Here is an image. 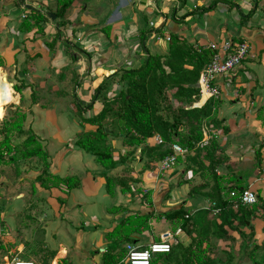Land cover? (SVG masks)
<instances>
[{
	"label": "crops",
	"instance_id": "obj_1",
	"mask_svg": "<svg viewBox=\"0 0 264 264\" xmlns=\"http://www.w3.org/2000/svg\"><path fill=\"white\" fill-rule=\"evenodd\" d=\"M176 36L196 52L225 40L248 45L240 65L215 78L220 95L208 101L217 129L204 137L203 129L202 140L172 170L158 169L157 177L169 172L173 188L159 189L160 181L149 179L145 170L137 185L148 188L147 201L141 203L144 195L134 197L124 180L131 191L122 193L117 177L109 194L103 176L109 170L75 144L87 130L77 116H95V105L99 113L105 103L101 95L111 100L120 91V74L139 67L148 55H165ZM0 57L1 85H10L6 92L25 115L23 132L15 134L21 143L25 130L32 131L50 174L40 184L37 177L43 173L33 167L17 177L2 172L11 161L0 166V264L16 259L103 264L107 237L124 218L152 215L148 228L121 244L124 250L127 245L145 248L164 231L173 232L159 230L166 225L164 213L210 200L218 186L224 195L227 187L237 186L264 200V0H72L64 14L58 0H0ZM99 85L100 94L95 93ZM205 102L202 98L190 108ZM112 144L121 153L128 150L122 140ZM208 148L214 153L213 170ZM51 177H73L77 185L68 190Z\"/></svg>",
	"mask_w": 264,
	"mask_h": 264
},
{
	"label": "trees",
	"instance_id": "obj_2",
	"mask_svg": "<svg viewBox=\"0 0 264 264\" xmlns=\"http://www.w3.org/2000/svg\"><path fill=\"white\" fill-rule=\"evenodd\" d=\"M71 2L72 0H58L60 14L65 13ZM38 18L35 19L38 20ZM215 54L216 52L214 53L209 49L196 52L178 36L170 38L169 48L165 55H148L139 67L120 74V91L111 100L105 98V95H101L105 103L103 102V107L97 115L89 118L80 116L81 121L95 126V129L93 132H87L88 134L84 139L77 140L75 142L76 146L91 153L95 157V161L105 170L116 168L117 162L112 157L113 149L109 145L101 147L98 145L100 142L104 143L107 136L111 132L113 133V131L106 132V128L101 126V122L104 121L107 114L111 113L116 115L117 124L122 129V132H119L117 136L122 139V144L127 147L145 145L147 139L152 138L154 134H159L164 145L144 149L142 153L148 160L158 161L167 156L171 152L169 145L172 143L179 144L187 150V154L190 153L194 150L195 145L202 140V123L212 124V110L209 99L199 108L181 105L172 121L163 118L162 114H159L160 109L163 112L166 110L164 104L160 108V102L165 100L166 91L173 90V98L177 103L185 102L189 106L196 103L199 100V87L197 84L199 74ZM2 65L3 61L0 57V67ZM14 90L18 92L17 88H14ZM97 92L98 94L103 92L102 85L97 87L95 93ZM9 95H12V92ZM16 116V119L10 125L6 124L4 126L7 135L23 132L22 126L25 115L17 110ZM180 126H182V130L178 131ZM24 134L26 138L22 142L23 149L20 152V158L37 157L42 160L46 167L47 155L32 131L29 129ZM9 142V137H7L0 143V166L13 160L11 158L14 155L13 147ZM211 145L215 147V143H211ZM212 148L205 150L206 155L210 158L209 169L213 170L215 160ZM4 154L11 155V159L4 161ZM178 160H180V157L177 158ZM103 176L106 190L109 194H112L116 185L115 181L105 173ZM37 179L40 184H44L45 180H42V174ZM50 180L55 184H64L68 190L75 188L77 185L73 177L63 179L51 177ZM116 181L120 184L122 193L131 191L129 187L125 186L123 180L116 179ZM217 188H219L218 191L213 192L210 197L213 202L211 210L212 208L219 210L214 218H208L211 210H203L192 216V213L187 212L183 205L163 214V217L171 224V230L175 232L179 229L180 233L171 244L170 251L156 255L151 260V264H216L219 259L215 255L213 257L209 255L211 248L213 249L211 241L213 239H228L226 229L235 228L241 239L240 252L246 256L248 255L254 264H264V245L259 259L256 258L254 252L257 248L256 245H253L251 252L247 251V248L254 244V229L250 223L247 225V222L258 216V219L264 223V200L258 199L251 206H243L239 203L237 196L229 197L230 191H236V194H238L243 189H239L237 186L227 187L228 191L225 192V196L221 192L222 187L218 186ZM259 211H261L260 214L257 213ZM151 218V214L131 215L120 221L117 228L107 237L110 244L103 254V264H120L125 255V250L121 244L124 241L129 242V235L132 233L148 228V221ZM235 224H238V226L235 227ZM239 226L244 227L247 232ZM261 234L264 235V224L261 228ZM181 235L190 239L187 245H183ZM233 241H230V246ZM226 255V264H239L241 254L236 256L231 250Z\"/></svg>",
	"mask_w": 264,
	"mask_h": 264
},
{
	"label": "rangeland",
	"instance_id": "obj_3",
	"mask_svg": "<svg viewBox=\"0 0 264 264\" xmlns=\"http://www.w3.org/2000/svg\"><path fill=\"white\" fill-rule=\"evenodd\" d=\"M0 83L2 84L3 81H0ZM1 84H0V87L4 88L3 85H1ZM7 87H10V85L5 82V88L4 89L0 88V143L5 138L9 137V141L11 140L9 143L13 145L12 147H13L14 155L12 157H11V155H4V160L8 161V159L13 158L14 161H11L7 165V169H3L2 172L8 173V175L11 174L13 176L18 177V174H20V173H23V174L28 173V168H25L26 166H28V167H33L38 172L43 173L42 178H44L46 180V179H48V177H50V174H47V169H46L44 163L42 162V160L39 158L33 157L32 161L26 162L25 160L21 159L20 158V152L23 149V147H22V142L19 143V141H20V139L18 137L19 135L15 134V133H10L8 135L6 134V128H4V126L6 124L10 125V123H12V121L16 119L17 110H19L21 113L23 111L22 109H18V108L15 109V104L12 103L13 98H11V96L9 97V95L6 92ZM113 96H115V95H113ZM163 104L166 106V110L163 112L160 109L159 114H162L163 118H167L170 121H172V119H174L176 117L177 112L179 110L178 108L181 105L187 106V107L192 106V105L189 106L185 102L177 103L175 101V99L173 98V90H168L165 92V100L160 102V108H161V105H163ZM79 106L80 105L76 104V110H75L76 115H80V114H78L81 112V111L79 112V110H78ZM93 109H94L93 110L94 114L97 115L98 111L96 109V105L93 106ZM77 119H78L79 123L81 125L84 124L83 127H85L87 129V130L83 129L82 134L78 137V140H81V139H84L86 137V135L88 134L87 132H93L95 129V126L81 121L80 117H78V116H77ZM116 119L117 118H116L115 114L113 115L111 113H108L106 118L104 119V121L101 122V126L103 128H106L108 130V133H109V131H113V133L111 132V134L109 136H107L104 143L100 142V143H98V145H99V147H101L103 145H109L113 149L112 150V157L117 162V167L115 169H109L107 174L109 176H111L112 178L117 177L116 179L121 178L122 180H124L127 183V185L132 187V189L134 190V193H135L134 197L136 196V197L142 198L141 196L144 195L145 198L144 199L142 198L141 203L147 201L148 195H145V194H148L149 191H148V188L137 185L138 181H140L137 179H139L138 175L142 174L143 171H145V170L149 171L148 172L149 175L152 176L149 179H152V181L154 180V182L160 181L159 182L160 183L159 189H165L166 190V189L173 188L172 182L169 181L171 178H168L169 172H165L161 175H158V177H157L158 168H157V164H155L156 161L148 160V158H146L145 155L142 153L144 149H147V148L149 149V147L156 145L154 138L149 140V144L146 143L145 145L143 144V145H139L137 147H128V150H125L122 153H121V148H113L112 141L115 138L122 140L120 137L117 136V134L119 132H122V129L117 124ZM214 129H217V127L215 126ZM181 130H182V126H180L178 128V131H181ZM26 131L27 130H25V132ZM112 134H114V135H112ZM24 136H25V134H24ZM215 139H217V136ZM215 139L213 138L212 140H215ZM206 144H208V143H206ZM204 145L205 144H202L201 147H203ZM165 148H166V146H165ZM18 160H22V162L19 163L20 161L18 162ZM207 161L209 162V159H207ZM208 162H207V165H208ZM206 167H208V166H206ZM172 168H174V167H172ZM190 174L191 173L189 171L185 173L187 179H190L192 177V174H191V176H190ZM162 181H164V182H162ZM29 189H28V191H29ZM164 200H166V199H164ZM133 201H134V199H132V203H133ZM169 202H172V201H169ZM209 205L211 207L213 205V202L211 201V199L210 200L206 199L205 201H201V202L200 201L194 202L193 204H190V205H188V203H183L184 209L186 208L185 210L187 212L192 213V216H195L196 214L203 211L204 209H207L209 207ZM172 206L173 205H170L169 207H172ZM200 207H203L204 209H201ZM257 213L260 214L261 211H259ZM216 215H217V213H215L213 210H211L210 215H208V218L209 219L214 218V217H216ZM258 218H259L258 216H255L251 220H249V222H247L248 223L247 225H249V223H250L254 229V237H253V243L254 244H251L249 246V248H247V251L251 252L253 249V245H256L257 248L254 252L256 253L255 254L256 258L259 259L261 257L260 256L261 253L263 252V245H264V235L261 234V228H262L264 223H263V221H260V219H258ZM236 226H238V224H235V227ZM239 227L244 231L246 230L242 226H239ZM170 228H171V224L168 221H166V225H161L159 227V230L162 229L160 231L163 232L165 229H170ZM235 230H236V228L235 229H226V234L228 236V239H219V240L213 239V241H211L212 245H213V249L211 248V250H210L211 252L209 251L210 252L209 255L211 257H213L215 255L219 259L218 260L219 262L216 264H226L227 263L226 262V256H227L226 253H228L231 250L236 256L241 254V256L239 258L240 259L239 264H254V262L250 259V257H248V255L246 256V255L242 254V252H240L239 248H240V240L241 239H240V235ZM245 232H247V230ZM182 236L184 238L182 241L183 245H187L189 243L190 239L184 235H181V237ZM230 239L234 240L232 242L231 246L229 245V243L231 241ZM125 248H126V246H125ZM234 261H236V260L234 259Z\"/></svg>",
	"mask_w": 264,
	"mask_h": 264
},
{
	"label": "built area",
	"instance_id": "obj_4",
	"mask_svg": "<svg viewBox=\"0 0 264 264\" xmlns=\"http://www.w3.org/2000/svg\"><path fill=\"white\" fill-rule=\"evenodd\" d=\"M166 41L169 38L166 37ZM215 55L210 58L203 67L198 78L199 100L204 98L206 101L210 98H217L220 95L219 88L214 84L218 75H225L235 68L246 58L248 53V45L245 42L233 45L230 40H225L219 45H209L207 47ZM206 126V127H205ZM203 129H207L204 135H211L215 132L212 124H205ZM209 130V131H208ZM154 140L158 145L163 144L160 136H154ZM170 153L157 162V168L160 171H167L173 167L178 157H183L187 151L179 144L172 143L169 145ZM243 206H251L257 202L256 194L250 189H243L238 194L236 191H230L229 197H236ZM216 213L219 210L213 209ZM180 230L175 232L167 231L159 236V240L150 242L145 248H138L133 245H127L125 255L121 260V264H151V260L158 254H165L170 251L171 244L176 240ZM10 264H34L30 260L16 259Z\"/></svg>",
	"mask_w": 264,
	"mask_h": 264
},
{
	"label": "water",
	"instance_id": "obj_5",
	"mask_svg": "<svg viewBox=\"0 0 264 264\" xmlns=\"http://www.w3.org/2000/svg\"><path fill=\"white\" fill-rule=\"evenodd\" d=\"M50 17H51L52 19H54V16H53V15H50Z\"/></svg>",
	"mask_w": 264,
	"mask_h": 264
},
{
	"label": "bare ground",
	"instance_id": "obj_6",
	"mask_svg": "<svg viewBox=\"0 0 264 264\" xmlns=\"http://www.w3.org/2000/svg\"><path fill=\"white\" fill-rule=\"evenodd\" d=\"M232 75V74H231ZM1 84V83H0ZM213 101V100H212ZM75 103V102H74ZM220 124V123H219Z\"/></svg>",
	"mask_w": 264,
	"mask_h": 264
}]
</instances>
